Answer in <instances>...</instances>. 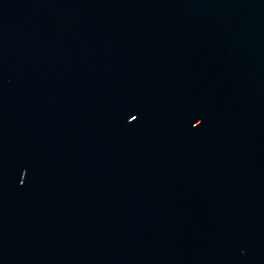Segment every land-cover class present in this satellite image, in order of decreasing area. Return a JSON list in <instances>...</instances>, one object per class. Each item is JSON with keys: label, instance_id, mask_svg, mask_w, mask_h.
I'll use <instances>...</instances> for the list:
<instances>
[{"label": "water", "instance_id": "95a60500", "mask_svg": "<svg viewBox=\"0 0 264 264\" xmlns=\"http://www.w3.org/2000/svg\"><path fill=\"white\" fill-rule=\"evenodd\" d=\"M0 264H264V0H0Z\"/></svg>", "mask_w": 264, "mask_h": 264}]
</instances>
